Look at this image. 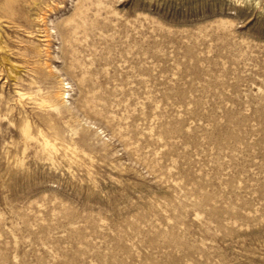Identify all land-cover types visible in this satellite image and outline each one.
<instances>
[{"label": "rangeland", "instance_id": "obj_1", "mask_svg": "<svg viewBox=\"0 0 264 264\" xmlns=\"http://www.w3.org/2000/svg\"><path fill=\"white\" fill-rule=\"evenodd\" d=\"M0 264H264V0H0Z\"/></svg>", "mask_w": 264, "mask_h": 264}]
</instances>
